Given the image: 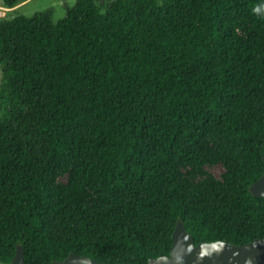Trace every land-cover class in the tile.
Here are the masks:
<instances>
[{
  "label": "trees",
  "instance_id": "16d2710c",
  "mask_svg": "<svg viewBox=\"0 0 264 264\" xmlns=\"http://www.w3.org/2000/svg\"><path fill=\"white\" fill-rule=\"evenodd\" d=\"M65 10L0 20V262L148 264L178 220L195 244L263 238L264 0ZM207 157L225 179L196 186L181 167Z\"/></svg>",
  "mask_w": 264,
  "mask_h": 264
},
{
  "label": "water",
  "instance_id": "95a60500",
  "mask_svg": "<svg viewBox=\"0 0 264 264\" xmlns=\"http://www.w3.org/2000/svg\"><path fill=\"white\" fill-rule=\"evenodd\" d=\"M250 191L256 197H264V174L251 184ZM172 239L170 254L149 259L148 264H264V237L243 245L223 240L195 244L184 223L178 220ZM9 264H26L22 246H17ZM51 264L100 263L89 256L71 252L64 260L53 261Z\"/></svg>",
  "mask_w": 264,
  "mask_h": 264
},
{
  "label": "rangeland",
  "instance_id": "374dc122",
  "mask_svg": "<svg viewBox=\"0 0 264 264\" xmlns=\"http://www.w3.org/2000/svg\"><path fill=\"white\" fill-rule=\"evenodd\" d=\"M76 0H26L13 8H7L0 0V20L13 18L16 15H24L32 17L37 13L44 12L48 9L52 10L51 19L54 23L63 19L66 14L65 6H73ZM2 80V68L0 64V83ZM210 149H215L212 143ZM71 167L64 170L57 178L58 184L64 186L70 182ZM181 172L192 184L198 186L202 183L209 182L214 179L223 182L226 176V168L221 161H213L211 157L204 160L203 165L199 168L194 166L181 167ZM95 195L91 189H87L83 199L91 202ZM0 264H5L0 262Z\"/></svg>",
  "mask_w": 264,
  "mask_h": 264
}]
</instances>
